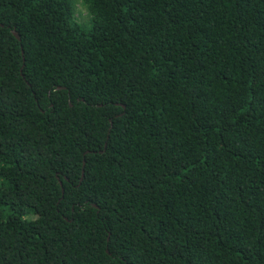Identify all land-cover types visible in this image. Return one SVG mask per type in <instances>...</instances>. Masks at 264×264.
<instances>
[{
	"label": "trees",
	"instance_id": "obj_1",
	"mask_svg": "<svg viewBox=\"0 0 264 264\" xmlns=\"http://www.w3.org/2000/svg\"><path fill=\"white\" fill-rule=\"evenodd\" d=\"M0 264H264V0H0Z\"/></svg>",
	"mask_w": 264,
	"mask_h": 264
},
{
	"label": "rangeland",
	"instance_id": "obj_2",
	"mask_svg": "<svg viewBox=\"0 0 264 264\" xmlns=\"http://www.w3.org/2000/svg\"><path fill=\"white\" fill-rule=\"evenodd\" d=\"M77 17L84 21L88 19V10L81 1L77 2Z\"/></svg>",
	"mask_w": 264,
	"mask_h": 264
},
{
	"label": "water",
	"instance_id": "obj_3",
	"mask_svg": "<svg viewBox=\"0 0 264 264\" xmlns=\"http://www.w3.org/2000/svg\"><path fill=\"white\" fill-rule=\"evenodd\" d=\"M13 32H14V34L20 39L19 34H18L15 30H13ZM83 175H84V172H83Z\"/></svg>",
	"mask_w": 264,
	"mask_h": 264
}]
</instances>
